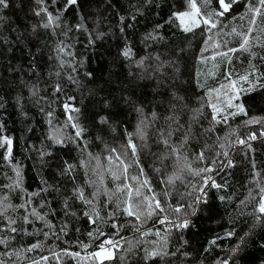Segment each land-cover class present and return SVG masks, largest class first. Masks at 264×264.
Masks as SVG:
<instances>
[{
	"label": "trees",
	"instance_id": "trees-1",
	"mask_svg": "<svg viewBox=\"0 0 264 264\" xmlns=\"http://www.w3.org/2000/svg\"><path fill=\"white\" fill-rule=\"evenodd\" d=\"M196 3L200 24L191 31L174 15L190 0L0 6V138L12 140L10 157L0 146L4 264H264V214L257 210L264 195V15L249 11L258 0H237L224 16L215 15L218 0ZM209 16L211 31L203 23ZM241 34L250 37L247 50ZM213 105L222 109L215 120ZM169 131V144L193 171H181L183 159L177 164L162 143L161 132ZM125 152L128 178L114 159ZM202 168L212 171L194 174ZM174 175L180 179L168 183ZM209 176L219 188L204 183ZM125 185L155 194L164 211L139 221L127 215ZM185 218L187 228L172 226ZM106 240L117 244L112 258H92ZM153 251L159 255L148 257Z\"/></svg>",
	"mask_w": 264,
	"mask_h": 264
},
{
	"label": "snow or ice",
	"instance_id": "snow-or-ice-1",
	"mask_svg": "<svg viewBox=\"0 0 264 264\" xmlns=\"http://www.w3.org/2000/svg\"><path fill=\"white\" fill-rule=\"evenodd\" d=\"M77 0H68V4L69 5H74L76 4ZM205 2H210V0H205ZM237 2V0H228V2H226V0H218V3H219V6H220V9H222L221 11L215 13V15L217 16H224V14L226 12H228L233 4H235ZM190 4H191V8H192V12L191 13H177V14H174V15H177L181 18V23L183 24L184 21H183V17L185 16H189L190 17V20H191V24L189 26H185L184 30L185 31H191L193 28L195 27H198L199 24H200V21L197 20V17L198 16H201V10L199 7H197V3H196V0H190ZM258 4H259V7H250L249 8V11H252L254 12L255 15L259 16V15H264V0H258ZM0 6H3V7H7V0H0ZM46 11V9H45ZM52 21V17H51V14H49V24L51 23ZM203 23L207 26H209V31H211L212 28H215L216 27V23L213 21L212 17L209 16L208 18H205L203 19ZM251 23H255V19H253L251 21ZM49 24H45L44 27H49ZM249 32L252 31V29L250 28L248 30ZM233 32H235V29H233ZM243 36V39H242V43L240 45V48L242 50H247L249 44H250V37L249 35L247 34H241ZM212 38L209 37V40H211ZM207 43V42H206ZM213 47H218V45H212ZM207 49H205L206 51ZM229 51H237L236 49H229ZM130 53L129 52H125V55H129ZM218 55H221L220 53H218ZM222 55H225L227 56V53H223ZM215 57H213L214 59ZM242 80H247L248 77L247 76H243L241 77ZM236 82L233 81V84H235ZM71 99V98H70ZM229 107H231V102L229 101V104H228ZM65 109L68 110L69 109V105L68 104H65ZM75 111H78V109H76ZM142 111V110H141ZM222 111V109H217L215 105H213V119L215 120L216 119V113ZM239 111L240 112H243L244 109H243V106H239ZM232 115H235V113H232ZM152 117L155 118L156 117V114L155 113H152ZM69 119L71 120L72 117L70 116ZM195 119V117H194ZM225 120L227 119V117L224 118ZM103 120V118H102ZM106 122V121H104ZM251 122H256V121H251ZM73 127H77V132H76V136H80L81 135V132H82V129H79L77 125H73ZM148 127V124H147V118L145 117L144 119H142L140 121V126L138 127L137 129V133L136 135H138L141 139H145V128ZM130 135V138L128 140V145L127 147L131 150V154L133 157H135L137 155V145L133 142V140L131 139V134ZM172 135V132L169 131L167 133V136L164 135L163 132H161V138H162V143L165 144L166 146H168L170 149H171V152H170V155H173V156H176L177 160V164H180V161L181 159H183L184 163L181 167V171H184V170H188V171H193L192 168H191V164L187 162V158L186 157H181L179 155V149L176 148V147H173L169 144V139L168 137H171ZM188 134L186 133V136ZM255 135H252L249 137V139H255ZM53 139L56 140L57 143H63V141L59 138V134H58V131L57 130H54V135H53ZM240 143H245L244 141H240ZM7 146V155L8 157L11 156V152H12V140L8 137H3V138H0V146ZM113 152H115V149L112 150ZM226 155V153H225ZM198 159H201L203 160L204 159V154L203 152H201L199 154V156L197 157ZM110 165L113 161V157L112 156H109L107 157ZM115 161L118 163V166L123 170V174L125 175L126 178L127 177V170H128V167H129V164L127 163V153H121L119 155H117L115 158ZM97 162L99 164V158L97 157ZM135 163H139L138 160L134 161ZM71 165L68 166V170L70 171L71 170ZM109 171L111 172V175L113 176L114 179H120V175L117 173V171H113L111 169V167L109 168ZM212 169L211 168H202V169H198V170H194V174L195 175H199L200 173H207V172H211ZM141 173L143 174V169H141ZM17 175L19 176V171L17 170ZM130 179L132 180H136L138 183H139V178L138 177H130ZM176 179H180V176L179 175H174V176H170L168 178V183H173L174 180ZM209 181H211V187H216V188H219L220 185H217L215 183V181H212L211 180V177H206L204 179V183L207 185L209 183ZM19 184V181H17V186ZM149 184V181L147 179H145L142 184H141V187L143 186H146ZM125 189L127 190V199L125 200V204H126V207L124 208V211L127 215L129 216H134L136 220H141V216L143 215L145 218H149L151 217L153 214H158L160 212H163L164 209L163 207L161 206V203L160 201L156 198L155 194H153V196L151 197H146V196H143L141 191H140V188L137 187V188H133L131 185H125ZM150 190V189H149ZM119 191H122L121 188L117 187V192ZM202 192H204L205 190L204 189H201ZM261 192H264V189H261ZM77 193H78V196L81 200H84V194H83V191L82 190H77ZM166 195V194H165ZM205 195H206V192H205ZM200 199V198H198ZM222 199V198H221ZM86 203H90V201H86ZM3 208V202L0 201V209ZM183 208V205H180V206H177L175 209H173V211L179 213L181 212ZM258 212L261 213V214H264V195L261 196V200H260V203L258 204ZM0 214H2V212H0ZM33 216H35L37 219H40V220H43L44 217L42 215H40L35 209H32V213H31ZM91 219V217H90ZM25 220H27V217H25ZM169 218L167 216L164 217L163 220H161L160 222L161 223H165L166 221H168ZM95 221L93 220V223ZM10 223H15V221H10ZM189 223L190 221L188 219H184L183 221L179 222V223H176V222H172V226L173 227H176V228H187L189 226ZM11 231L12 232H15L17 231V229L15 227L11 228ZM91 235V233L89 234ZM227 235H232V233H227ZM5 241L4 240H0V243H4ZM214 243V241H213ZM105 245H111L112 247H116L117 244L112 241V240H106L104 242V244H101L100 245V250L97 251V252H94L91 254V257L92 258H98L99 260L103 261L105 259H111L112 258V253H111V250L107 247H105ZM35 247H38V245H33L32 248H35ZM85 247H87V245H85ZM32 249H29V251H31ZM72 255H79V253H75V254H72ZM156 255H159L158 252H150L147 254L148 257H151V256H156ZM43 260H47V257H42ZM0 264H4L3 261H0ZM33 264H39V261H33ZM221 264H228V261H222Z\"/></svg>",
	"mask_w": 264,
	"mask_h": 264
},
{
	"label": "rangeland",
	"instance_id": "rangeland-1",
	"mask_svg": "<svg viewBox=\"0 0 264 264\" xmlns=\"http://www.w3.org/2000/svg\"><path fill=\"white\" fill-rule=\"evenodd\" d=\"M193 10H192V8H191V6H190V8L186 11L187 13H191ZM185 13V12H184ZM183 21H184V23L183 24H191V20H190V17L189 16H185V17H183ZM107 248H109L110 250H111V253H112V255H113V249H111V248H113L111 245H110V247H107Z\"/></svg>",
	"mask_w": 264,
	"mask_h": 264
},
{
	"label": "built area",
	"instance_id": "built-area-1",
	"mask_svg": "<svg viewBox=\"0 0 264 264\" xmlns=\"http://www.w3.org/2000/svg\"><path fill=\"white\" fill-rule=\"evenodd\" d=\"M105 247H110V245H105Z\"/></svg>",
	"mask_w": 264,
	"mask_h": 264
}]
</instances>
